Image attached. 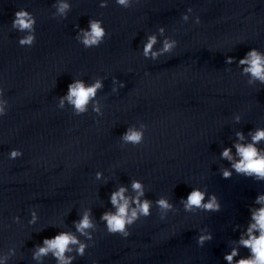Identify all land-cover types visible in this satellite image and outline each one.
Returning <instances> with one entry per match:
<instances>
[{"label":"clouds","instance_id":"9594fccd","mask_svg":"<svg viewBox=\"0 0 264 264\" xmlns=\"http://www.w3.org/2000/svg\"><path fill=\"white\" fill-rule=\"evenodd\" d=\"M119 5L127 6L128 0H116ZM101 7H106V0L101 3ZM69 7L68 4L62 3L59 6V11L63 13ZM191 11V9H189ZM184 19H187L185 16ZM199 22V21H198ZM101 21L90 20L89 30L81 29L83 35L82 43L85 48H92L93 46H99L105 36V29L101 26ZM34 20L31 18L27 11H18L15 13V19L13 20V27L21 31L28 30L32 31ZM34 40L33 35H27L22 38L19 43L21 45H32ZM156 43L154 36L149 37L148 43L144 47V55L148 56L150 53L153 57L158 53L152 52V47ZM172 44L167 41L164 44L162 51H168L172 48ZM228 62H232V58H228ZM241 64H247L248 67L244 69L245 72H250L251 75L261 82H264V56L258 53L255 49L249 51L244 59H241ZM102 87V84L97 80L91 86H85L82 81H75L68 85V94L66 99L72 103L78 112L86 111V105L90 99L95 97L98 89ZM4 109L0 106V113H3ZM243 139L242 134H237ZM142 138V134L137 131H131L125 133L123 139L132 142L139 143ZM253 143L247 145L237 144L235 147L240 160L233 164L235 170L239 173H245L247 175H255L258 178H264V154H262L256 147L255 144L261 140H264V130H257L252 137ZM17 150H12L10 153V159H15L20 156ZM224 158L232 160L231 150L225 149L222 153ZM99 175V174H98ZM224 177H229L230 172L225 170L223 172ZM132 187L137 192L135 198L136 208L132 209L131 214H128L129 199L124 196L126 189L121 187L118 191L111 195V204L116 207L115 213H104L101 217L102 220L106 221L107 229L110 233H121L124 237H128L130 233L127 231V226L131 225L133 220L137 217L138 212L144 216L150 215V204L151 202L145 200L141 202L139 196L143 195L142 185L139 182H133ZM205 193L193 189L188 195L187 199L182 201L184 203L185 210H191L194 206L197 208L202 207L205 210H217L219 205L217 204L216 197L213 196L207 203H202L204 200ZM260 200H264V197H260ZM259 202V201H258ZM158 205L162 209H168L171 205L164 199L157 201ZM253 223L248 229V239H241L240 243L251 250L252 256L249 259H242L239 264H264V208L259 209L253 214ZM77 230L81 233L85 229L92 227L91 221L88 214L86 213L80 222L76 225ZM259 230L260 235L254 236L252 233L254 230ZM210 237L201 236L199 241L202 243L205 239ZM76 238L68 233H61L56 235L54 238L45 239V247H41L38 250L37 256L45 255L49 251H53L54 255L61 261V264H68V260L65 259L64 253L68 250L70 244H76ZM84 245H81L79 252L82 254ZM236 251L233 250L231 254L227 255L225 259L229 262L232 261L236 255Z\"/></svg>","mask_w":264,"mask_h":264}]
</instances>
